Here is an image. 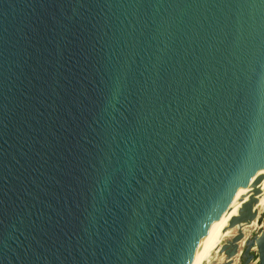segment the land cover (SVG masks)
I'll list each match as a JSON object with an SVG mask.
<instances>
[{"label":"water","instance_id":"obj_1","mask_svg":"<svg viewBox=\"0 0 264 264\" xmlns=\"http://www.w3.org/2000/svg\"><path fill=\"white\" fill-rule=\"evenodd\" d=\"M263 188L264 0H0V264H264Z\"/></svg>","mask_w":264,"mask_h":264},{"label":"built area","instance_id":"obj_2","mask_svg":"<svg viewBox=\"0 0 264 264\" xmlns=\"http://www.w3.org/2000/svg\"><path fill=\"white\" fill-rule=\"evenodd\" d=\"M263 226H264V213L261 209L257 215V218L255 219V225H254L255 233L254 234L248 236V234H246V228H248L249 226L248 225H242L241 230L244 234V239L250 238L253 235H258L260 233L261 229L263 228ZM244 239L239 241V256H240L242 249H243ZM251 252L254 254V257H255V260L252 261L251 263L256 264V261H257V259H256V248L255 247L251 248Z\"/></svg>","mask_w":264,"mask_h":264},{"label":"bare ground","instance_id":"obj_3","mask_svg":"<svg viewBox=\"0 0 264 264\" xmlns=\"http://www.w3.org/2000/svg\"><path fill=\"white\" fill-rule=\"evenodd\" d=\"M257 198V203L255 205V209L258 210L260 209V207L264 206V188L263 190L260 191V193L258 195H256ZM264 208V207H263ZM255 225V220L252 221L250 224H248V226H254Z\"/></svg>","mask_w":264,"mask_h":264},{"label":"rangeland","instance_id":"obj_4","mask_svg":"<svg viewBox=\"0 0 264 264\" xmlns=\"http://www.w3.org/2000/svg\"><path fill=\"white\" fill-rule=\"evenodd\" d=\"M264 206H262V207H260V209L258 210V213H259V211L262 209V211H263V213H264V208H263ZM256 227V226H255ZM255 233V231H254V226H250V227H248V228H246V234H248V236L249 235H252V234H254ZM224 261V255L223 254H221L220 255V261H219V264H221L222 262ZM234 264H239V261L238 260H235V263ZM250 264H254V263H250Z\"/></svg>","mask_w":264,"mask_h":264}]
</instances>
